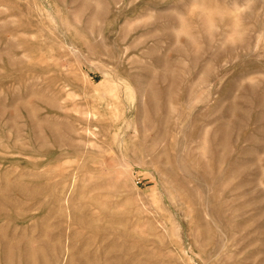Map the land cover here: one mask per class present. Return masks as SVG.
<instances>
[{
	"label": "rangeland",
	"instance_id": "374dc122",
	"mask_svg": "<svg viewBox=\"0 0 264 264\" xmlns=\"http://www.w3.org/2000/svg\"><path fill=\"white\" fill-rule=\"evenodd\" d=\"M30 253L264 264V0H0V264Z\"/></svg>",
	"mask_w": 264,
	"mask_h": 264
},
{
	"label": "bare ground",
	"instance_id": "6f19581e",
	"mask_svg": "<svg viewBox=\"0 0 264 264\" xmlns=\"http://www.w3.org/2000/svg\"><path fill=\"white\" fill-rule=\"evenodd\" d=\"M105 238V237H104ZM103 238V239H104ZM124 245H127V243H125ZM59 246V245H58ZM130 246H131V244H130ZM60 247V246H59ZM112 248V247H111ZM47 249V248H46ZM124 249V248H123ZM126 250H127V248H126ZM41 251H44V250H41ZM58 251V250H57ZM107 251V250H106ZM98 251H96V253H97ZM32 253V252H31ZM30 253V255H29V257H28V261L30 262V264H44L43 263V261L40 259V258H38V257H36V255H34V254H36V253H34V254H31ZM108 254V253H107ZM111 255V254H110ZM127 255V259H126V263H128L129 262V260L130 259H133V257L131 258V255H129V253H127L126 254ZM130 257V258H129ZM45 262V261H44Z\"/></svg>",
	"mask_w": 264,
	"mask_h": 264
}]
</instances>
